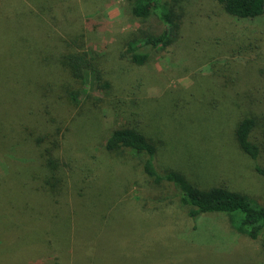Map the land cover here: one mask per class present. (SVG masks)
Masks as SVG:
<instances>
[{
  "label": "rangeland",
  "instance_id": "rangeland-1",
  "mask_svg": "<svg viewBox=\"0 0 264 264\" xmlns=\"http://www.w3.org/2000/svg\"><path fill=\"white\" fill-rule=\"evenodd\" d=\"M136 2L0 0V264H264V233L237 234L225 214L193 223L142 157L103 147L115 128H137L156 143L160 171L264 204V180L234 133L257 118L264 165V19L237 22L218 0H183L172 44L137 65L127 44L166 25L153 2L135 15ZM70 43L94 57L101 84L92 71L71 76L59 56ZM66 102L64 189L53 197L37 189L48 175L39 139L54 129L49 104Z\"/></svg>",
  "mask_w": 264,
  "mask_h": 264
},
{
  "label": "trees",
  "instance_id": "trees-1",
  "mask_svg": "<svg viewBox=\"0 0 264 264\" xmlns=\"http://www.w3.org/2000/svg\"><path fill=\"white\" fill-rule=\"evenodd\" d=\"M181 1L183 0H137L133 7L135 15L146 16L148 13L144 12L141 7L146 3L153 2L156 12L166 27L159 34L146 33L144 37L132 39L127 44V56L133 63L143 65L150 59L154 49L165 48L172 44L176 30L179 28L178 19L180 18V15L175 11V6ZM218 1L222 5L223 11L234 21L243 22L246 19L258 17L264 19V0ZM67 47L69 49L62 51L59 56L64 66L69 69L71 76L77 80H83L86 73L92 71L96 80L101 84L102 71L95 65L94 57L90 56L85 49L80 50L75 44L70 43ZM104 85L110 86L107 81H104ZM65 92L68 94L70 104L76 107L78 105L77 93L72 90ZM64 105L66 106L56 107L54 103L53 105L49 104L57 111L54 117H50L54 129H47L46 134L39 139L47 141L44 145L45 154L42 155V159L44 166L47 167L48 175L37 186V189L47 190L52 193L53 197L61 195L60 189H64L61 187L65 181L60 172L62 160L58 154L60 141L64 135L60 125L63 126L72 113L71 109L66 110L65 108L72 106L67 102ZM45 106L48 108L47 113L52 114L49 106ZM257 122V118L254 116H244L236 125L234 133L240 149L253 161L254 171L264 180V165L259 162L261 147L252 139ZM55 123L57 124L56 128ZM103 147L111 152L128 149L133 154L142 157L141 163L145 175L156 185L172 187V194L167 198L170 201L177 198L179 203L187 209V215L193 223H196L205 214H225L229 218L232 230L237 234H245L252 239H257L264 233V204L255 201L245 193L223 185L202 187L191 181L182 171L176 169L169 168L160 171L156 166L158 152L156 143L137 128L130 126L115 128L104 140ZM195 228H198L196 224L193 229Z\"/></svg>",
  "mask_w": 264,
  "mask_h": 264
}]
</instances>
